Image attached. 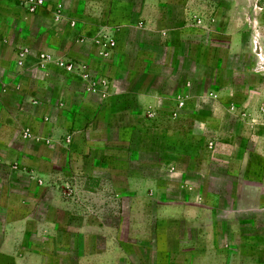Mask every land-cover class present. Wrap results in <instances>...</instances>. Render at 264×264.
<instances>
[{
	"label": "rangeland",
	"instance_id": "rangeland-1",
	"mask_svg": "<svg viewBox=\"0 0 264 264\" xmlns=\"http://www.w3.org/2000/svg\"><path fill=\"white\" fill-rule=\"evenodd\" d=\"M10 1L20 11L13 29L25 32L18 17L31 22L32 52L43 54L46 26L59 33L67 23V38L55 36L72 44L52 54V70L36 62L15 79L18 93L0 94V239L20 216L19 257L37 253L31 263L192 264L188 253L176 256L198 232L189 207L167 220L157 208L202 186L216 204L214 249L238 242L244 253L226 264H264V186L259 208L232 209L241 170L264 182V0H118L132 2L125 25L102 15L105 0H89L91 31L76 41L80 20L66 12L80 11L78 0ZM82 71L101 85L86 91ZM116 74L127 79L112 84ZM147 91L160 94L150 109L139 101ZM229 213L242 219V240ZM14 259L0 255V264Z\"/></svg>",
	"mask_w": 264,
	"mask_h": 264
},
{
	"label": "crops",
	"instance_id": "crops-1",
	"mask_svg": "<svg viewBox=\"0 0 264 264\" xmlns=\"http://www.w3.org/2000/svg\"><path fill=\"white\" fill-rule=\"evenodd\" d=\"M2 5L5 6V4H9L8 8L0 6V94H4L5 92H15V79L21 78L20 73L23 69H27L32 65H35L36 62H39L42 64V70L49 72L51 65L54 63V57L53 55L61 54L63 55L62 49L67 48L72 42L69 43V45L66 47L63 44V41L57 39V37L61 38H67L68 30L70 29L69 25L66 23L65 27L61 30V32L57 33L55 31V28L50 27H44L42 30L43 33L47 35L46 41L44 42V51L43 54L42 51L38 54L31 51L33 41L36 40V36L34 33L30 34L32 32L31 29V22L29 19H27L26 16L24 17H18V20L23 22V29L25 30L24 33L18 29H13L11 20L14 19L16 16H20V11H18L15 4H12L10 0H1ZM89 0H78V2L83 5V8L78 11H73L71 8H68V13L66 12V15L71 17L73 15H76V18H78L80 21L77 22L76 29H74V38L72 40L76 41L78 36L81 34L84 35L85 33H88L91 31V26L89 24L88 15L84 13L85 10V3H88ZM107 5L104 11L102 12V15H113L115 19H120L122 23L129 24L128 21L131 19V9H132V2L130 4L120 3L118 0H105ZM13 6H10V5ZM126 6H131L127 11H125ZM8 9V10H7ZM70 9V10H69ZM143 11V9H142ZM114 12H117L120 14V18L114 16ZM25 13V12H24ZM117 15V14H116ZM90 19V18H89ZM107 21V22H106ZM88 22V23H87ZM104 25L110 27L109 18H105ZM102 25V24H101ZM142 26V25H141ZM160 26V25H159ZM158 26V28H159ZM165 29V28H163ZM169 31V29H166ZM31 31V32H30ZM55 32V34H54ZM12 35L14 39H7L9 35ZM23 34V35H22ZM57 34V35H56ZM56 35V36H55ZM20 36V37H19ZM64 47V48H63ZM122 43L117 42V47L114 50L115 56L117 61L120 63H124L125 67L129 65V60L126 61L124 58V54L121 50ZM11 49L13 57H12V68L11 70L8 68V59L6 58V50ZM91 53H93L91 51ZM53 54V55H52ZM40 55H44L40 58ZM36 59L34 61L33 59ZM90 57V55L88 56ZM87 57V58H88ZM122 58V59H121ZM90 60V59H89ZM116 61V67L120 65V63H117ZM147 62L149 60L147 59ZM111 63V60H110ZM41 68V65L38 66ZM126 69V68H124ZM57 70V69H54ZM20 76V77H19ZM123 77L121 75L116 74L114 76L113 83H116L117 80L122 79ZM124 77L123 79H125ZM127 79V78H126ZM10 85V87H9ZM24 89V88H23ZM23 93H25V89L23 90ZM30 89L27 91V96L29 97ZM160 97V94H154L151 92H140L139 94V101L142 104V107L145 109H150L154 107L156 104V101ZM31 98V97H30ZM28 99L29 101L31 99ZM6 119H8L6 117ZM130 173L126 174V176L129 177ZM239 181L241 183V189L238 195H236V199L234 200L232 204L233 213L236 211H242L247 210L250 208L256 209L259 208V197L256 200L255 199V190H260L261 186H264V182H261L258 179H253L250 177L249 180H245L247 177L245 175L244 169L240 171ZM243 181V182H242ZM245 181V182H244ZM130 182V180H128ZM246 183V185H244ZM182 186V185H181ZM185 186V185H183ZM202 188V189H201ZM145 191H148L147 188ZM198 191V192H197ZM196 193L198 195H193L189 192V195L185 198L183 201H164L159 203L157 211H158V219L159 220H167L169 218H178L177 216H184L182 213L181 206L185 207L186 205L189 207V215L186 216L189 220V222L195 225L198 232H195V234L189 235L188 237L185 236V239L190 241L189 245H181L183 247H179L181 251L176 252L177 254H180V252L188 253V257L190 259V263L192 261V264H219V261L222 264H226L228 260V255H240L244 253V247L240 246L237 242L235 250L229 251L227 249L224 252L218 251V249H214V246L212 244V240L215 238L214 234V222L216 218L213 216L212 209L215 207V201H214V194L212 191H209L207 189H203L202 186L198 188ZM238 192V191H237ZM248 197L252 198L249 199ZM207 212H209L207 214ZM232 213V214H233ZM200 215H203L204 217H200ZM27 217L21 218L20 216H17L16 218H9L7 220V227L6 231H4L2 238L0 239V255H7L11 257H15V264H35L31 263L30 261H35L37 253H30L27 252L24 254L23 257H27L28 260L26 261L25 258L21 259V254L19 251L20 249V230L21 225L26 221ZM227 220L230 221V227L231 232L234 234L236 239H243V235L240 230V224H242V221L238 217L231 216L230 213L227 215ZM194 231V230H193ZM161 234V233H160ZM203 241V245L200 246V242ZM157 251L161 252L162 250L158 249ZM251 251V250H249ZM19 255H21L19 257ZM184 254H182L183 256ZM184 257V256H183ZM221 257V258H220ZM225 257L227 260H225ZM220 263V264H221Z\"/></svg>",
	"mask_w": 264,
	"mask_h": 264
},
{
	"label": "built area",
	"instance_id": "built-area-1",
	"mask_svg": "<svg viewBox=\"0 0 264 264\" xmlns=\"http://www.w3.org/2000/svg\"><path fill=\"white\" fill-rule=\"evenodd\" d=\"M30 9L31 10H33L34 9V5H32L31 7H30ZM60 65L63 67V68H65V69H67V70H71V69H73V65H72V63H70V62H68V61H63V60H61L60 62ZM81 77L86 81V91H94V90H96L97 89V86L98 85H101V81H98V80H96V79H92V78H90L89 76H88V74L87 73H85V72H81Z\"/></svg>",
	"mask_w": 264,
	"mask_h": 264
}]
</instances>
